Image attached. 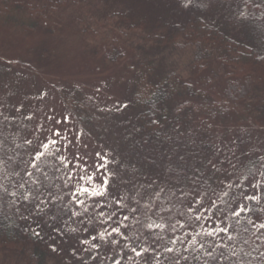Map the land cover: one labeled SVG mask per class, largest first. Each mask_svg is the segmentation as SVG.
I'll list each match as a JSON object with an SVG mask.
<instances>
[{
	"label": "rangeland",
	"instance_id": "rangeland-1",
	"mask_svg": "<svg viewBox=\"0 0 264 264\" xmlns=\"http://www.w3.org/2000/svg\"><path fill=\"white\" fill-rule=\"evenodd\" d=\"M11 1L0 0V13ZM19 1L29 5L26 21L32 16L41 25L0 18V195L9 213L55 248L48 264H223L225 255L239 256L234 217L256 229L264 223L262 120L242 122L232 113L215 124L211 148L198 157L209 183L187 184L177 173L173 181L169 166L149 168L128 152L147 137L136 93L145 97L167 75L177 74L180 82L161 125L171 120L190 134L203 127L200 111L217 103L223 72L213 62L193 67L195 46H181L184 39L171 35L197 15L221 24L247 17L243 0H61L54 8L50 0ZM66 116L59 126L67 141L44 149L49 139H59L52 130ZM39 151L46 154L36 161L38 171L27 162ZM96 152L110 161L108 195L76 193L84 201L78 203L58 157L77 154L91 165ZM252 195L260 199H246ZM201 197L203 207L195 203ZM189 207L199 208L198 222ZM225 226L228 233L207 235ZM200 244L213 256L198 254ZM2 248L0 264H29L16 248Z\"/></svg>",
	"mask_w": 264,
	"mask_h": 264
},
{
	"label": "trees",
	"instance_id": "trees-1",
	"mask_svg": "<svg viewBox=\"0 0 264 264\" xmlns=\"http://www.w3.org/2000/svg\"><path fill=\"white\" fill-rule=\"evenodd\" d=\"M50 1L53 8L55 3H62L61 0ZM243 4L247 7V17L236 19L232 16L225 24H221L212 22L203 15H197L176 26L171 35L173 38L184 39L181 46H195L193 67L203 68L213 62L223 72L224 86L220 97L216 104L213 102L203 106L200 114L204 116V124L196 134L180 129L181 125L174 126L171 120L167 123L166 119V124L161 125V120L168 117V103L179 89L180 79L177 74L165 76L160 83H156L146 92L145 97L136 93L143 106L142 127L147 137L139 141L128 153L133 156L139 154L148 162L149 168L150 163L169 166L174 171L173 181L178 179V174L187 184H201L203 180L209 183L208 178H204L205 174L202 176L206 165L200 166L202 160L198 157L211 148L210 139H214L213 128L217 122L227 119L232 113L238 115L242 122H264V0H243ZM28 7L24 2L12 0L8 8L0 13V18L4 19L5 23L12 21L18 25L26 22L34 28L39 27L41 24L35 17L29 16L26 21L24 13ZM110 57L116 61L119 56L113 52ZM188 87V92L191 93V86ZM248 225L243 218L234 217L233 227L241 233L238 245L241 253L239 256L225 255L223 264H264L262 230ZM34 233L36 232L24 225V221L9 213L0 195L2 249L16 248L19 254L26 257L29 264H48L50 258L55 255V248L46 246L40 236ZM231 244L235 242L232 241ZM206 249L207 246L198 254L204 253ZM218 264H221L219 260Z\"/></svg>",
	"mask_w": 264,
	"mask_h": 264
},
{
	"label": "snow or ice",
	"instance_id": "snow-or-ice-1",
	"mask_svg": "<svg viewBox=\"0 0 264 264\" xmlns=\"http://www.w3.org/2000/svg\"><path fill=\"white\" fill-rule=\"evenodd\" d=\"M188 3H191V0H188ZM126 107V105H125ZM70 117H64L63 121H59L57 122V126L52 130V134L53 136L59 138V139H49L48 143H45L42 145V147L44 149H48L50 146H56L60 143V140L63 139L65 141H67V137L63 135L61 127L59 125L64 124L65 121L69 120ZM64 131H67V128L65 126ZM29 144H31V141H28ZM68 143H72L71 141H68ZM57 151H59V148H57ZM45 152L44 151H39L36 153L35 158L27 163H29L31 165V167L36 168L38 171L40 170L37 166L36 161H39L42 157L45 156ZM95 158L94 161L91 165H87L85 164L81 158L79 157V155L77 154H73V159L72 160H68V158L66 156H59L58 159L61 161V166L65 169V175L68 177V180H66L65 182L67 183L69 180L72 181V183L75 186V193H73V198L77 199L78 203H84V201L79 200L76 197V193H87L93 197H105L108 195V189H109V181L112 179L113 174L108 170V165L110 163L109 158L106 154H101L100 152H96L94 154ZM66 162V163H64ZM68 165H71V167H68ZM28 177H32L33 173L32 172H27L26 173ZM45 177H47V173H44ZM264 175V174H262ZM87 180L88 182H92L95 186L92 187H88L85 186L84 184H82V181ZM34 184L39 185V181L38 180H33L32 181ZM21 188L24 187L23 184L20 185ZM229 187H231V185H229ZM253 188H257L259 187V182H257V184H253L252 185ZM5 191H7V189H5ZM227 194V193H225ZM13 196L16 195V193H12ZM182 196H187L189 195L188 193H181ZM23 199L28 200L29 199V195H24ZM246 199H250V200H259L260 197L257 195H252L250 197H246ZM116 203H120L119 200L116 201ZM196 204L200 205V207H203V198L201 197L200 199H197L195 201ZM244 208H241V211H243ZM41 211H43V209L41 208ZM133 212H135L136 210L133 209ZM187 211L189 213H193L195 214L194 218L195 220L198 222L202 217L201 214H199V208H192L189 207L187 209ZM205 211H207V209H205ZM262 211H264V209H262ZM75 214V213H74ZM236 216L240 215V212H234L233 213ZM54 218V217H53ZM125 219H127V217H125ZM250 224L253 225V227H257V225H255L252 221H249ZM152 225H149V227H151ZM163 225H157V227H162ZM231 226H225L223 228H219V229H212L211 231L207 232V235L209 236H213V235H218L219 232H224V233H228L230 230ZM259 229H264V223H260L258 225V230ZM175 229H173L174 231ZM113 232H120L119 228H113L112 229ZM35 235H39V233H34ZM101 236H103V233L100 234ZM230 240L232 239L231 236L228 237ZM93 239H95V237H93ZM192 243L195 244L196 241L193 238ZM93 247H95V245H93ZM200 247L203 248L204 244H200ZM166 251L171 252L173 251L172 248H167ZM133 252H136V249L133 248ZM137 255H140L141 253L137 252ZM206 256L212 257L213 254L212 252L206 251L205 252ZM233 255H235V253H233ZM223 256L221 255L220 259H222ZM185 259H187V257H185ZM214 259H216L214 257ZM117 264H119V262H117ZM205 264H207V262H205Z\"/></svg>",
	"mask_w": 264,
	"mask_h": 264
}]
</instances>
